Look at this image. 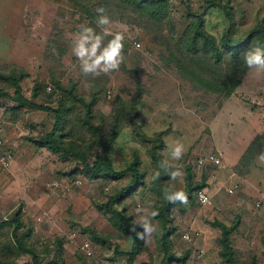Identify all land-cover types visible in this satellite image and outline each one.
I'll list each match as a JSON object with an SVG mask.
<instances>
[{
  "label": "rangeland",
  "instance_id": "obj_1",
  "mask_svg": "<svg viewBox=\"0 0 264 264\" xmlns=\"http://www.w3.org/2000/svg\"><path fill=\"white\" fill-rule=\"evenodd\" d=\"M67 1L0 0V92L12 96L14 89L6 78L20 77L26 98L57 108L60 87L73 84L76 94L84 99L97 97L94 121L103 119L107 127L122 105L124 111L132 113L131 102L141 93L134 105L139 113L123 117V126L108 153L118 173L127 168L134 154L140 159L143 181L133 183L130 194L125 193L121 200L133 222L139 220L137 209L153 210L158 196L149 191L156 169L147 146L134 135L131 123L149 137L160 128H167L164 142L184 144L185 152L178 161L169 159L164 149L161 151L166 166L162 172L168 176L163 186L170 190L184 188L186 168H190L194 181L204 177L208 166L197 170L192 162L199 151L213 148L222 150L224 155L214 167L216 173L211 168L206 176H211L209 186L216 190L220 176L215 175L221 168L227 172L230 165L226 155L237 153L242 142L247 144L229 172L236 175L237 183L225 195L222 209L213 208V199L206 206L197 199L174 205L169 216L177 231L170 236L169 253H163L155 240L159 223L153 219L156 231L143 240V250L133 264H222L217 240L212 247L203 249L196 241L199 236H194L199 235L198 231L184 227L190 223L204 227L216 220L231 225L236 217L239 225L233 232V245L238 257L245 262L256 257L259 264H264V163L259 159L264 155V70L248 68L228 96L225 90L230 88V77L224 66L218 70L201 58L192 62L177 47L170 48L188 25V9L201 13L206 30L216 40L226 36L230 42L239 43L253 27L262 24L264 0H219L227 4L230 17L218 7L208 8L204 0H170L169 15L160 24L133 10L115 9L107 13L112 21L107 27L125 35L123 63L118 71L87 77L80 73L71 43L81 27L100 31L95 24L97 13H89L88 6H72ZM36 87L39 91L33 95ZM217 87L225 89L217 91ZM74 107L67 124L73 126L72 134L65 141L83 149L82 141L87 135L84 137L80 127L82 109L78 104ZM52 126L51 113L20 108L0 97V137L4 149L14 156L7 168L0 167V264H126L132 239L121 236L97 206L107 202L116 190L126 188L131 175L110 181L88 179L76 159L37 146L39 136ZM99 153L96 147L86 149L90 165ZM175 171L180 175L173 179L171 173ZM16 212L22 225L17 234L23 236L22 243L31 255L13 251L14 226L3 223ZM183 232L194 237L193 241H183ZM93 233L98 234L100 243ZM200 247L203 258L194 255Z\"/></svg>",
  "mask_w": 264,
  "mask_h": 264
},
{
  "label": "trees",
  "instance_id": "obj_2",
  "mask_svg": "<svg viewBox=\"0 0 264 264\" xmlns=\"http://www.w3.org/2000/svg\"><path fill=\"white\" fill-rule=\"evenodd\" d=\"M169 1L170 0H68L72 6H88L90 7L87 11L90 13L92 11L96 12L98 7H103L105 13H111L118 11L119 8H125L133 10L139 16L147 19L151 22H156L158 24L162 23L169 15ZM190 1V0H185ZM207 3V7H218L223 10L227 17L229 12L227 11V4H222L219 0H204ZM98 3L99 5H96ZM188 25L181 34L179 40L175 42V45H170V48H176L181 52L185 53L188 59H192L195 62L196 58L203 59L202 62L205 64L213 63L218 70H223L229 73L230 77V88L227 89L226 95L233 93V88H235L240 82L241 77L247 71L248 67L243 62V53L249 48L261 45L264 46V17L262 18V24L253 27L245 37L239 43L230 42L227 37L221 38V40H216V38L211 35L205 28V21L198 12H192L188 9ZM113 17L115 14H111ZM114 18V17H113ZM188 55H191L188 56ZM187 59V60H188ZM196 77L193 75V78ZM10 85L13 87V95L10 96L5 92H0V97H6L13 103L17 104L20 108H27L32 110H40L47 113H51L53 116V126L49 132L43 136H39V141L37 146L41 148H46L48 151L61 155H68L73 159H76L78 165H80L82 174L86 175L88 179H103L106 181L119 180L125 174H130V182L127 184L126 188L121 190H116L109 198L108 201L97 206V210L102 213L103 216L107 217L110 225L115 228L121 236L131 237V248L126 254L127 261L126 264H133L135 258L143 250V240L136 237L135 232L130 231L131 223H133L132 214L129 213V209L125 204H122L125 193L130 192V188L133 183H142L144 173L139 172L140 159L137 154L133 155V160L127 166V168L118 173L115 171L111 158L108 156L117 136L123 126V117H131L133 114L138 113L137 106L134 105L140 100V94L137 98L131 102L132 113L128 114L123 110V105L121 106V111H117L112 119V123L109 127L106 126L105 120L94 121L93 107L97 102V97L91 95L90 100H86L79 96L75 92V86L70 85L69 88L60 87V99H58L57 108H48L44 105H38L33 103L30 99L26 98L22 93V88L20 86V77L16 78L13 76L6 78ZM207 83V82H206ZM225 87H217V91H224ZM39 88L34 89L33 95H36ZM79 105L81 111V124L80 127L84 132V137L87 135L86 139H83L85 145L84 148L80 149L81 146H76L71 144V142H66L65 138L72 134V127L67 126L69 124V115L74 111V106ZM137 105V104H136ZM131 121V120H130ZM133 125V133L147 146V153L151 159L152 165L159 176L155 178L154 181L150 182L149 191L158 196L157 202L153 207V210L159 213L154 219L159 223V230L155 237L156 242L160 245L163 253H169L171 246L170 236L177 231L174 228L173 222L169 216L170 210L174 204L168 202L165 199V193L170 189L163 186V182L168 179V176H164L162 172L166 166L163 162L161 151L164 149L163 135L166 131L155 132L153 136L149 137L140 131L139 126L135 123ZM83 137V138H84ZM33 140V139H30ZM91 147H96L99 150V156L90 165L85 156L86 149ZM152 178V179H153ZM205 179L201 178L199 181H194L190 172V168L185 169L184 174V188L182 191L188 196L187 203H193L196 199V192L202 190L205 187ZM130 194V193H129ZM177 202L176 204H178ZM175 204V205H176ZM19 213L16 212L12 217L4 224L8 226H14L12 229L13 237V251L17 255L28 254L31 255L32 252L23 245V236L19 235L18 232L22 228L19 222ZM235 222L231 225H226L219 221H213L212 225L217 227L220 231V236L217 239V244L219 247L218 256L222 264H259L256 257H252L249 262L240 260L238 257L236 249L233 247L231 235L235 232L239 225L238 217L235 218ZM140 227L137 226L136 231H140ZM93 235L98 238L97 233ZM103 244V241H101ZM263 250L261 252L264 258V238L262 239ZM4 264H14L11 261H6ZM49 264H56L50 262ZM140 264H151L149 262H142Z\"/></svg>",
  "mask_w": 264,
  "mask_h": 264
},
{
  "label": "clouds",
  "instance_id": "obj_3",
  "mask_svg": "<svg viewBox=\"0 0 264 264\" xmlns=\"http://www.w3.org/2000/svg\"><path fill=\"white\" fill-rule=\"evenodd\" d=\"M96 13L95 24L100 31L97 32L92 27H81L71 43L72 55L78 62L80 73L86 77L118 71L124 60V33L113 32L107 27L112 21L105 14L103 7H98ZM242 55L243 62L249 69L264 70V46H253ZM184 152L185 146L179 141L174 142L169 148V154L173 160H180ZM259 159L264 163V155H261ZM154 175L158 177L159 173L156 172ZM179 175V171L171 173L173 179ZM165 199L174 205L177 202L185 204L188 201V196L182 190H169L165 193ZM201 200L204 203L210 202L204 196L201 197ZM137 213L139 220L131 223L130 231L135 232L138 239L145 240L156 231L152 221L159 213L143 207L138 208ZM137 226L142 229V232L136 231Z\"/></svg>",
  "mask_w": 264,
  "mask_h": 264
},
{
  "label": "crops",
  "instance_id": "obj_4",
  "mask_svg": "<svg viewBox=\"0 0 264 264\" xmlns=\"http://www.w3.org/2000/svg\"><path fill=\"white\" fill-rule=\"evenodd\" d=\"M139 113V112H138ZM153 122V121H152ZM153 124V123H152ZM152 128V127H151ZM159 130H161V131H167V128L166 129H164L163 127L162 128H160ZM174 142H171V143H168V142H164V145H165V147H164V150H163V153H164V151L166 152V153H168V155L170 156V154H169V148H170V146L173 144ZM247 144H243V142H242V144L240 145V147H239V151L237 152V153H233V152H231V154L230 155H226V157L230 160L229 161V164L230 165H228V171L227 172H225L222 168L220 169V170H218V172H217V175H215L216 176V178L218 177V176H220V180H218V182H219V186H218V188L216 189V190H213L212 189V187L211 186H209V183L212 181L211 179H209L210 177H208V178H206V176L208 175V172H209V170L211 169V168H213L214 170L212 171V172H215L216 173V171H217V169L215 170V166H208V168H206L205 169V171H204V173L203 174H205L204 175V177H202L203 179H205V187L202 189V191L208 196V198H209V200H210V203L209 204H211V201H212V199H213V201L215 202H213V204H214V206H213V208L215 209V210H217V211H220V209H222V205H224V203L226 202V196L225 195H229V193H228V191H229V189L232 187V185L233 184H235V183H237L235 180H234V178L236 177V175H234V173H232L231 175L229 174V172L231 171V169H232V166H233V164H235L236 162H238V160L240 159V157L244 154V151H246L245 149H246V146ZM214 150H207V151H199L197 154L198 155H200V154H206V153H211V154H215V155H218L219 157H221V159L223 158L224 159V155H223V151L222 150H217L216 148H213ZM10 151V150H9ZM223 156V157H222ZM169 159H171V158H169ZM169 159H167L168 161H170ZM216 168H217V166H216ZM206 172V173H205ZM214 176V177H215ZM213 177V176H212ZM213 177V178H214ZM224 177V178H223ZM219 193V194H218ZM199 203V202H198ZM200 205H202L201 203H199ZM209 204H205V205H203V206H206V205H209ZM220 222V221H219ZM213 223V222H212ZM212 223H210V225L209 224H204V227L202 226V227H199V226H197L196 224H188V225H186L184 228H187V227H189L190 229H193V230H195V231H198V233H199V235H197L196 233H195V235L194 236H199L197 239H196V241H199L198 243H200V245H201V247L203 248V249H205L206 248V246L208 247V245H210V247H212V244L214 243V242H216V240L219 238V236H220V231H219V229L217 228V227H215V226H213L212 225ZM225 224V223H224ZM227 225V224H226ZM177 227V226H176ZM179 227V226H178ZM180 229L178 228V231H179ZM183 234H185L184 232H183ZM182 234V235H183ZM182 235H181V237H182ZM233 235H234V233L231 235V239H232V243H233ZM214 237V240L211 242V240H210V237ZM193 238L194 237H191V241H193ZM182 239V238H181ZM183 240V239H182ZM183 241H185V240H183ZM190 241V242H191ZM185 242H187V241H185ZM190 242H188V243H190ZM200 247V249L201 250H199V251H202L203 252V250H202V248ZM233 247L237 250V248H236V246H234L233 245ZM198 251V252H199ZM192 254V255H191ZM191 256H193V251L191 252ZM195 256H196V252H195V254H194ZM203 257H204V252H203ZM202 257V258H203Z\"/></svg>",
  "mask_w": 264,
  "mask_h": 264
},
{
  "label": "built area",
  "instance_id": "obj_5",
  "mask_svg": "<svg viewBox=\"0 0 264 264\" xmlns=\"http://www.w3.org/2000/svg\"><path fill=\"white\" fill-rule=\"evenodd\" d=\"M13 158L14 156L12 152L4 149L3 140L2 137H0V167L4 169L7 168L10 165V163L13 161ZM192 163L197 170H203L205 169L204 167L206 166H215V167L218 166L220 164V157L218 155L211 153L200 154L193 160ZM228 193H231V191H228ZM202 196L208 198V196L202 190L196 192V199L202 205L209 204L210 202L204 203L201 200ZM181 238L187 242L191 241V236L189 234H183ZM87 247L88 246H85L86 249ZM87 254L89 255L90 253ZM196 257L197 258L203 257V252L202 251L196 252Z\"/></svg>",
  "mask_w": 264,
  "mask_h": 264
}]
</instances>
